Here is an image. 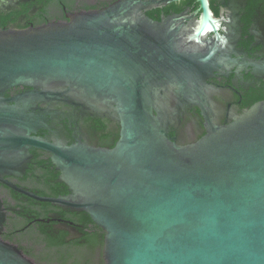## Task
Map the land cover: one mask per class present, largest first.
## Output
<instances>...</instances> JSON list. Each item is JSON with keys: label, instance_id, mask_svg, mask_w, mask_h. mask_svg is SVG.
Segmentation results:
<instances>
[{"label": "water", "instance_id": "1", "mask_svg": "<svg viewBox=\"0 0 264 264\" xmlns=\"http://www.w3.org/2000/svg\"><path fill=\"white\" fill-rule=\"evenodd\" d=\"M164 0H115L93 11L25 28L0 29V183L22 176L32 148L51 153L70 194L37 197L85 211L104 231V264H264V101L225 124L201 112L205 133L170 135L185 112L211 105L204 51L209 0L190 24L179 14L155 20ZM169 1V0H167ZM17 86L30 89L15 96ZM64 100L104 116L115 110L111 147L37 135ZM0 264H36L2 238Z\"/></svg>", "mask_w": 264, "mask_h": 264}, {"label": "flooded vegetation", "instance_id": "2", "mask_svg": "<svg viewBox=\"0 0 264 264\" xmlns=\"http://www.w3.org/2000/svg\"><path fill=\"white\" fill-rule=\"evenodd\" d=\"M114 1L0 0V29L67 21L71 14L101 9ZM209 5L211 19L205 25L202 48L216 50L212 60L215 69L206 78L211 105L206 111L197 105L185 111L181 123L170 129V135L179 140H189L191 127L195 128L196 138L205 133L201 112H213L225 124L264 101V0H209ZM146 12L155 20L186 14L190 24L202 10L198 0H164ZM29 89L17 86L9 90L8 96ZM40 110L51 112L48 128H40L37 135L108 148L119 139L121 126L114 109L99 116L85 112L77 102L56 100L40 103ZM31 153L29 167L22 176H7L23 192L0 183L6 211L2 238L36 264H104L105 231L85 211L65 209L35 197L65 196L70 190L52 163L50 152L32 148Z\"/></svg>", "mask_w": 264, "mask_h": 264}, {"label": "trees", "instance_id": "3", "mask_svg": "<svg viewBox=\"0 0 264 264\" xmlns=\"http://www.w3.org/2000/svg\"><path fill=\"white\" fill-rule=\"evenodd\" d=\"M8 94H9V91L7 92V95H8ZM86 213H87V212H86ZM87 215H88L89 219H91V217H90V215H89L88 213H87ZM91 220H92V219H91ZM99 227H100V226H99ZM103 244H104V240H103V242H102V245H103ZM48 245L51 246V243L48 242ZM59 258L62 259V258H64V257L59 256ZM75 262H77V261H75Z\"/></svg>", "mask_w": 264, "mask_h": 264}]
</instances>
